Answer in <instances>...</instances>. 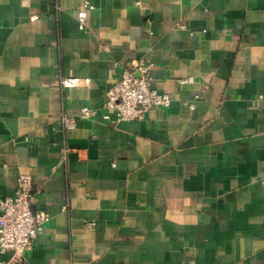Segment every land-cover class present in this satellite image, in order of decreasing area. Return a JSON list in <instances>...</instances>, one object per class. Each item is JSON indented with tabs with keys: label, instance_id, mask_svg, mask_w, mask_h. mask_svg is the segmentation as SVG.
Segmentation results:
<instances>
[{
	"label": "crops",
	"instance_id": "crops-1",
	"mask_svg": "<svg viewBox=\"0 0 264 264\" xmlns=\"http://www.w3.org/2000/svg\"><path fill=\"white\" fill-rule=\"evenodd\" d=\"M137 59L170 105L117 121ZM24 174L28 264H264V0H0V195Z\"/></svg>",
	"mask_w": 264,
	"mask_h": 264
},
{
	"label": "built area",
	"instance_id": "built-area-1",
	"mask_svg": "<svg viewBox=\"0 0 264 264\" xmlns=\"http://www.w3.org/2000/svg\"><path fill=\"white\" fill-rule=\"evenodd\" d=\"M77 20L79 29L84 31L85 13H77ZM152 66L146 59H137L120 67L118 81L108 90L104 104L106 109L115 112L117 121L141 120L151 108L170 105L168 95L152 88ZM77 83L78 80L71 77L61 80L62 88H71ZM194 106V102L188 104L190 109ZM95 114V110L83 107L76 115L63 114L62 120L66 129H72L76 119H91ZM37 198L33 178L27 174L19 177L13 195H0V254H11L0 264H28L27 254L50 219L47 212L33 209Z\"/></svg>",
	"mask_w": 264,
	"mask_h": 264
}]
</instances>
